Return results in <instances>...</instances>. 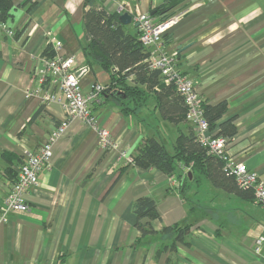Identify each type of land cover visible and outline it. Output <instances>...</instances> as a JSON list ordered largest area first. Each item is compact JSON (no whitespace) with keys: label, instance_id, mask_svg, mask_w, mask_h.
I'll list each match as a JSON object with an SVG mask.
<instances>
[{"label":"crops","instance_id":"obj_1","mask_svg":"<svg viewBox=\"0 0 264 264\" xmlns=\"http://www.w3.org/2000/svg\"><path fill=\"white\" fill-rule=\"evenodd\" d=\"M12 1L8 27L0 22V203L12 185L7 167L39 149L65 117L54 101L34 118L47 91L39 81L47 33L74 57L73 68L87 61L86 0ZM172 2L170 14L186 13L166 33V50L177 53L180 69L208 104L228 102L223 120L234 117L238 126L229 154L264 181V0H91L89 6L128 11L136 22L139 14L153 15ZM81 81L87 93L94 82L107 85L110 73L95 63ZM150 100L130 115L115 98L92 104L96 122L111 131L113 147L100 144L91 123H69L52 145L39 185L27 195L30 209L9 212L0 229V264H264V244L255 252L264 235L263 205L203 189L204 180L190 194L181 186L184 177L173 185L164 172L127 161L124 153L134 156L146 136L166 142L164 124L174 142L184 129L164 120ZM142 196L155 199L161 218L151 221L156 234L138 240L132 207ZM194 203L208 216L194 221ZM189 223L183 240L162 232Z\"/></svg>","mask_w":264,"mask_h":264},{"label":"trees","instance_id":"obj_2","mask_svg":"<svg viewBox=\"0 0 264 264\" xmlns=\"http://www.w3.org/2000/svg\"><path fill=\"white\" fill-rule=\"evenodd\" d=\"M90 2L91 0H86L87 8L84 11V28L88 41L85 47L86 64L90 68L95 63L100 64L110 73V82L104 85L105 88L99 98L102 96L115 98L125 115L140 113L151 101L150 99H154L155 109H158L164 120L177 126L184 125V129L178 131L172 150L168 148L165 141L153 135L146 136L133 156V164L144 169H158L169 177L175 175L179 180L184 177L180 181L182 187L189 181L200 183L206 179L213 187L222 189L226 193L243 200L256 201L254 191L241 188L235 177L226 169L225 159L209 153L200 142L195 126L191 121L192 124H190L186 117L187 107L183 97L174 84L164 82L160 70L150 67L147 61L150 50L140 41L138 28L133 29L129 25L122 24L119 20L121 12L111 13L103 6H89ZM174 3H170L161 10L157 9L155 14L162 16L159 21L172 15L169 10ZM12 9V0H0V22L4 25L12 17ZM43 56L54 57L53 47L49 45ZM163 83L165 86L160 88ZM118 92L121 94L118 95ZM45 105L43 103L40 106L34 118H37L44 110ZM203 109L214 135L231 140L237 134L238 126L235 118L223 120L229 110L227 101L208 104L203 100ZM60 124L61 121L58 125ZM25 160V158L17 159L15 163L7 167L5 173L11 176V184L17 178V171L13 166L18 167ZM115 183L116 181L112 183L109 190ZM132 210L137 216L136 226L142 233L138 240L147 235L156 234L151 221L160 219L161 216L155 199L151 196L139 197L133 203ZM190 227V223L176 224L165 227L162 232H175L176 240H183Z\"/></svg>","mask_w":264,"mask_h":264},{"label":"built area","instance_id":"obj_3","mask_svg":"<svg viewBox=\"0 0 264 264\" xmlns=\"http://www.w3.org/2000/svg\"><path fill=\"white\" fill-rule=\"evenodd\" d=\"M184 13L186 10L172 14L162 21L156 20L150 13L138 15L136 21L139 23V39L150 50L147 61L152 69L160 70L164 82L174 84L183 97L187 107L186 117L195 126L200 142L209 153L224 158L226 169L235 177L239 186L246 190L252 189L256 202L264 206V181L246 163L236 161L229 154L227 138L214 135L204 113L203 97L195 88L193 80L180 69L177 53L166 50L164 36ZM5 27L8 26L5 25ZM8 33L12 34V31L8 30ZM47 35L48 43L53 47L55 56L51 58L41 56L42 67L39 71V81L46 86L47 90L42 95V102L61 103L65 117L61 124L49 134L47 141L35 152L29 153L25 162L17 167V178L0 203V229L8 221L9 212L30 209L27 195L39 185L40 174L48 166L52 154V145L65 133L73 119L78 118L91 123L98 132L100 144L104 148L115 146L111 131L96 122L91 110L92 104L104 90V85L94 82L90 91L84 92L81 80L91 72V68L87 64L73 68L74 57L62 52L63 43L50 33ZM56 88L59 89V94L55 93ZM124 156L129 163H133L132 155L126 152ZM170 182L173 185L176 184L177 177L170 176ZM263 244L264 235L257 239L256 253L262 251Z\"/></svg>","mask_w":264,"mask_h":264},{"label":"rangeland","instance_id":"obj_4","mask_svg":"<svg viewBox=\"0 0 264 264\" xmlns=\"http://www.w3.org/2000/svg\"><path fill=\"white\" fill-rule=\"evenodd\" d=\"M164 135H165V138H166V142H168V148L170 150L173 149V142H174V139H170V133H169V129L168 127L164 124ZM204 181H208L206 179H204ZM198 181H189V183H186V186L185 188L187 189V192L190 193V194H196L197 190H198ZM212 188L213 189V186L207 182V186L206 187H202L203 189H208V188ZM198 203H194L193 206H192V212H191V218L195 221L197 219H202V218H205L208 216V214L206 213V211L204 210L203 207L199 208V207H194V205H196ZM195 218V219H194Z\"/></svg>","mask_w":264,"mask_h":264},{"label":"water","instance_id":"obj_5","mask_svg":"<svg viewBox=\"0 0 264 264\" xmlns=\"http://www.w3.org/2000/svg\"><path fill=\"white\" fill-rule=\"evenodd\" d=\"M119 20L122 24L124 25H130V24H134L136 28H138L139 23L136 21H134L133 16L128 12V11H124L121 12L120 16H119ZM165 83H163L160 88L164 87ZM118 95L121 94L120 92L117 93Z\"/></svg>","mask_w":264,"mask_h":264}]
</instances>
